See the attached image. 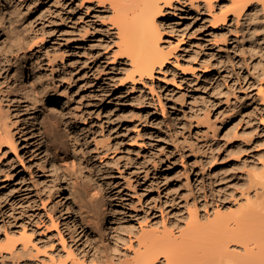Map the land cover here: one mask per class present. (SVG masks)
Returning a JSON list of instances; mask_svg holds the SVG:
<instances>
[{"label": "rangeland", "instance_id": "1", "mask_svg": "<svg viewBox=\"0 0 264 264\" xmlns=\"http://www.w3.org/2000/svg\"><path fill=\"white\" fill-rule=\"evenodd\" d=\"M109 1L0 0V128L16 144L0 147V245L25 225L40 246L0 264H70L69 248L90 264L128 228L264 212V20L235 18L231 0H171L161 41L175 55L134 82Z\"/></svg>", "mask_w": 264, "mask_h": 264}, {"label": "bare ground", "instance_id": "2", "mask_svg": "<svg viewBox=\"0 0 264 264\" xmlns=\"http://www.w3.org/2000/svg\"><path fill=\"white\" fill-rule=\"evenodd\" d=\"M109 2L112 24L117 38L114 56H118V61L125 64V79L134 82H144V79H149L152 82L155 73L160 71L175 55L176 46L172 47L161 41L162 35L166 31L162 21L169 17L165 9L171 6V0H110ZM204 2L206 7H211L212 0ZM249 8L251 11H248ZM10 9L12 10V8ZM10 11L9 13L12 15L13 10ZM227 11L235 18L244 16L253 21L261 20V18L264 20V0H255L251 6H249L248 0H231ZM211 18L215 22L224 21L225 11L213 15ZM205 67L203 73L209 71L207 69L210 65ZM47 99L49 103L57 101L55 96ZM159 104L163 110L160 100ZM51 120L49 123L52 126L56 124L55 122L58 124L56 119L55 122ZM54 138L56 139V137ZM54 140L52 139V141ZM3 144H7L12 151L16 148L14 135L6 128H0V147ZM63 154H65V158L68 156V147H63ZM97 191L88 188L85 194L83 193V198H81L80 192L78 206L84 217H86L85 211L89 209L85 210V207L93 198H97L95 197L99 193ZM104 206L105 203H103V209L106 213L107 210ZM82 213L80 214L82 215ZM84 217L81 219L84 220ZM50 220L54 223L53 219ZM125 228L126 226L122 227L123 230ZM31 233L32 230L26 229L24 225L19 232L18 245L16 244L17 240L10 236V232H5V241L0 245L1 257L8 255L11 258H18L32 255L34 250L39 252L40 246L35 244ZM123 238H125V242L122 244L126 246L117 247L116 245V248L110 252L104 246H100L98 242L96 245L98 256L93 257L89 263L264 264V212L255 207H249L230 215L217 210L204 223L200 222L196 215H191L183 223H170L169 225L163 223L161 227H158V223L154 222L148 226L128 228L126 237ZM66 253L67 257H72L70 264L87 263L86 261L82 263L84 259L80 262L78 256H74V252L70 248ZM46 256L49 261L47 264H63L66 261L58 259L52 254ZM21 264H34V262L28 258L22 260ZM42 264L45 263L42 261Z\"/></svg>", "mask_w": 264, "mask_h": 264}]
</instances>
